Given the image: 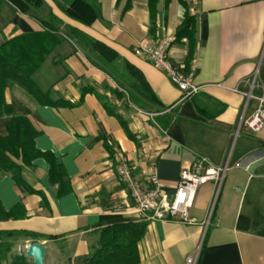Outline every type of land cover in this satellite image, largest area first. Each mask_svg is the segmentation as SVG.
Wrapping results in <instances>:
<instances>
[{"label": "crops", "instance_id": "1", "mask_svg": "<svg viewBox=\"0 0 264 264\" xmlns=\"http://www.w3.org/2000/svg\"><path fill=\"white\" fill-rule=\"evenodd\" d=\"M94 1L96 19L84 25L53 0H44L63 31L75 28L105 43L118 55L114 62L106 64L59 34L30 77L58 104H40L15 81L6 84L12 114L28 118L38 132L35 148L63 166L70 185L59 194L49 180L46 156L22 167L32 193L0 173L2 206L10 210L20 204L24 213L1 226L41 236L17 240L9 258L26 257L27 246L36 241L45 249L44 264H77L94 249L101 228L131 219L146 224L137 243L138 264H186L192 254L195 264H264V215L255 204L244 208L250 185V200L264 194V127L252 133L243 125L258 105L256 98H264V0H157L153 22L149 0ZM186 10L195 20L193 82L201 87L190 98H182L165 72L134 54L141 41L172 37L171 60L184 69L186 46L175 36ZM157 22L164 31L156 29ZM41 30L36 20L0 0V47ZM37 44L50 42L39 37ZM128 65L140 72L161 108L134 92ZM10 118L0 113V135L6 134ZM119 155L136 171L155 162L167 194L174 192L181 167L197 157L229 170L219 188L209 182L197 190L190 210L194 224L150 219L134 211L116 176Z\"/></svg>", "mask_w": 264, "mask_h": 264}, {"label": "trees", "instance_id": "2", "mask_svg": "<svg viewBox=\"0 0 264 264\" xmlns=\"http://www.w3.org/2000/svg\"><path fill=\"white\" fill-rule=\"evenodd\" d=\"M12 3L20 13L36 20L42 27L41 32L21 35L6 41L0 47V113L11 115L6 123L4 136L0 135V173L11 176L15 185L23 191L34 192L22 177V167L32 166L35 159L46 156L49 161V180L57 184L59 194L69 191V180L63 166L50 154L42 153L35 148L34 139L38 132L33 128L25 115H13L12 107L5 101L4 93L9 80L15 81L22 89L30 94L40 104L55 105L46 94L40 92L31 80L32 72L41 65L43 58L57 44V35L64 34L82 49L95 54L106 64L114 62L118 55L105 43L96 40L75 28L62 30L58 26L57 18L46 6L44 0H6ZM58 8L68 17L90 25L96 19V4L94 0H53ZM157 0H149L150 19L153 22L156 14ZM43 35V36H41ZM51 36V37H47ZM39 37L42 42L46 38L50 44L38 45ZM183 39H185L183 41ZM175 42L186 46L184 70L191 62L196 46V29L193 16L187 10L178 27ZM135 83L132 89L148 104L161 108L156 95L144 80L140 72L128 65ZM23 207L17 204L10 210H5L0 202V264H32L24 255L9 258L14 243L20 238L38 239L36 233H24L7 230L2 223L20 219L24 213ZM146 231L144 222L131 219L116 221L101 228L97 233V244L86 256L78 260L77 264H138L137 243Z\"/></svg>", "mask_w": 264, "mask_h": 264}, {"label": "built area", "instance_id": "3", "mask_svg": "<svg viewBox=\"0 0 264 264\" xmlns=\"http://www.w3.org/2000/svg\"><path fill=\"white\" fill-rule=\"evenodd\" d=\"M155 27L158 30H165L159 22L155 23ZM173 42L174 38L167 36L157 39L152 44L141 41L135 47L134 54L165 72L181 91L182 98H190L201 90V87L193 82L194 60L187 70L175 65L170 55ZM256 99L258 101L256 109L243 120L245 128L252 133H258L264 127V98ZM236 166L240 167L241 164L237 163ZM228 170L227 165L214 166L207 158L197 157L190 164L181 167L174 192L167 194L158 182L155 162L136 171L126 156L119 155L115 168L116 176L129 194L133 209L138 215H149L150 219H173L187 224L196 222L190 216V210L199 187L212 182L219 188ZM195 260L196 254H192L186 258V264H195Z\"/></svg>", "mask_w": 264, "mask_h": 264}, {"label": "water", "instance_id": "4", "mask_svg": "<svg viewBox=\"0 0 264 264\" xmlns=\"http://www.w3.org/2000/svg\"><path fill=\"white\" fill-rule=\"evenodd\" d=\"M45 249L43 245L32 241L26 249V257L32 259L33 264H44Z\"/></svg>", "mask_w": 264, "mask_h": 264}, {"label": "rangeland", "instance_id": "5", "mask_svg": "<svg viewBox=\"0 0 264 264\" xmlns=\"http://www.w3.org/2000/svg\"><path fill=\"white\" fill-rule=\"evenodd\" d=\"M46 6L48 7V5L46 4ZM219 194V190L217 192L214 193V203L218 197ZM251 197H253V186L250 185L248 187V191H247V195L246 198L244 200V208L247 207V205H251V204H255L256 208L259 209V213H261L262 215H264V194L261 195V197L258 200H250Z\"/></svg>", "mask_w": 264, "mask_h": 264}]
</instances>
